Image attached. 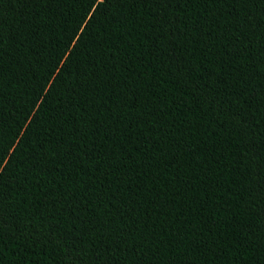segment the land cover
Here are the masks:
<instances>
[{
    "label": "trees",
    "instance_id": "obj_1",
    "mask_svg": "<svg viewBox=\"0 0 264 264\" xmlns=\"http://www.w3.org/2000/svg\"><path fill=\"white\" fill-rule=\"evenodd\" d=\"M0 154V264H264V0H0Z\"/></svg>",
    "mask_w": 264,
    "mask_h": 264
},
{
    "label": "snow or ice",
    "instance_id": "obj_2",
    "mask_svg": "<svg viewBox=\"0 0 264 264\" xmlns=\"http://www.w3.org/2000/svg\"><path fill=\"white\" fill-rule=\"evenodd\" d=\"M97 0H85V6L89 8V10H91L92 5L96 4ZM108 2H110V0H108ZM71 41V37L68 38ZM3 154H0V165L4 164L3 158H2ZM11 155V154H9Z\"/></svg>",
    "mask_w": 264,
    "mask_h": 264
}]
</instances>
